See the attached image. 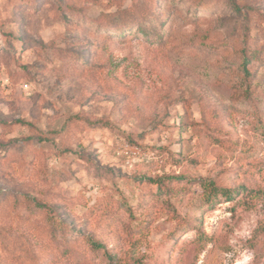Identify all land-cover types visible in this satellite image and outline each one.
<instances>
[{"label": "rangeland", "instance_id": "374dc122", "mask_svg": "<svg viewBox=\"0 0 264 264\" xmlns=\"http://www.w3.org/2000/svg\"><path fill=\"white\" fill-rule=\"evenodd\" d=\"M108 255L264 264V0H0V264Z\"/></svg>", "mask_w": 264, "mask_h": 264}, {"label": "trees", "instance_id": "16d2710c", "mask_svg": "<svg viewBox=\"0 0 264 264\" xmlns=\"http://www.w3.org/2000/svg\"><path fill=\"white\" fill-rule=\"evenodd\" d=\"M124 21L126 22V24L119 26L120 28L116 30H111L114 34V38H117L118 40H122L124 39V35H126L127 31L132 30L133 27H135L133 34H138L140 36H142L146 41H160L162 38V33L159 32L158 28L153 24L154 22L149 20L148 17H144L142 15H138L135 14L131 11H128L125 14V18ZM153 22V23H152ZM111 24H107L102 27V31L108 30V26ZM101 30V29H100ZM119 31V32H117ZM256 59V56L254 54V52H250L247 55H244L243 59H242V63H241V69L243 71H245L246 64L251 63L253 60ZM247 72V71H246ZM247 74V73H246ZM204 188L206 189V191H208V196H207V203L213 202L214 200H216L218 197L224 198V199H228V200H232L235 197V193L230 194V192L226 191V190H220L217 191L216 188H214L213 186H211V184H204ZM90 246L92 249L94 250H98L101 247L94 243V242H89ZM108 264H117L115 263V261L113 260V256L112 255H108Z\"/></svg>", "mask_w": 264, "mask_h": 264}, {"label": "built area", "instance_id": "2783aa9c", "mask_svg": "<svg viewBox=\"0 0 264 264\" xmlns=\"http://www.w3.org/2000/svg\"><path fill=\"white\" fill-rule=\"evenodd\" d=\"M134 154H137V152L135 151V152H133Z\"/></svg>", "mask_w": 264, "mask_h": 264}]
</instances>
